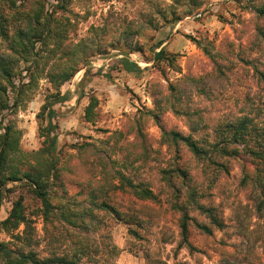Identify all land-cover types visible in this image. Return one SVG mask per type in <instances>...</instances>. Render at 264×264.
I'll return each mask as SVG.
<instances>
[{"label":"trees","instance_id":"16d2710c","mask_svg":"<svg viewBox=\"0 0 264 264\" xmlns=\"http://www.w3.org/2000/svg\"><path fill=\"white\" fill-rule=\"evenodd\" d=\"M54 1L0 0V213L7 202L12 203L0 222V264H115L120 250L111 237L112 222L127 225L134 239L143 240L151 223L143 208L134 206L160 202L144 178L154 153L148 135L151 125L160 129L161 145L173 155V165L162 172L161 183L172 195L171 208L179 214L181 246L195 250L190 242L193 226L208 236L225 229L211 204V193L198 181L213 183L220 175L230 176L233 163H240L238 185L249 193L257 216L264 221V62L252 58L259 44L253 42L250 52L226 54L207 38L189 36L209 59L210 72L184 75L166 90L158 83L151 85L154 108L138 110L126 130H103L106 138H91L64 152L56 121L68 100L63 86L83 69L81 85L87 78L111 79L104 68L93 72L92 63L112 50L123 57L111 61L110 70L121 66L128 73H140L131 55L149 52L151 61L167 63L181 73L176 54L164 47L155 54L163 43L149 46L150 34L169 25L173 30L185 18L201 14L206 0H128L136 6V17L112 12V20L91 26L80 39L81 19L89 16H82L77 8L91 0ZM248 4L257 20H264V0H248ZM257 29L264 39L260 23ZM239 67L252 77L234 80ZM42 81L49 84L37 116L43 144L38 151L25 152L24 132L9 117L27 110ZM250 82L257 86H249ZM99 104L96 96H90L86 123L99 121ZM168 113L182 120L187 130H169L164 123ZM105 153L119 159L112 161V182L97 183L105 176H93L89 165L104 173L100 159ZM185 156L194 167L184 162ZM72 185L79 189L75 194ZM19 192L12 201L11 196ZM28 199L39 206L32 207ZM125 200L133 205L124 206ZM35 217L43 219L42 251L40 240L35 239ZM13 241L19 246L11 247Z\"/></svg>","mask_w":264,"mask_h":264},{"label":"rangeland","instance_id":"374dc122","mask_svg":"<svg viewBox=\"0 0 264 264\" xmlns=\"http://www.w3.org/2000/svg\"><path fill=\"white\" fill-rule=\"evenodd\" d=\"M49 3H55L49 0ZM248 0H206L202 13L187 17L180 21L172 30L171 25L150 34L149 46L163 43L155 51L158 54L166 48L169 54H176V66L181 73L170 68L167 63L151 61L152 54L146 56L134 53L132 61L137 63L140 73H128L120 66L110 70L111 61L121 59L123 55L116 50L105 55L97 56L92 68H104L110 72L111 79H91L81 85L86 69L79 72L73 80L65 84L62 93L68 96L67 102L58 111L56 121L59 125L60 148L70 152L71 147L90 141L91 138L103 139L108 134L103 130H126L129 118L134 117L138 110L154 108V98L151 85L159 84L166 90L169 83L178 81L184 75L200 76L212 70L207 56L194 45L189 36L207 38L221 50L222 53L237 54L241 49L250 52L253 42L259 46L255 48L253 57L264 62V39L258 37L257 25L264 28V20H257L248 8ZM77 9L82 16L88 15L87 20L81 19L77 39L84 38L91 26H101L112 20V12L130 14L136 17V6L128 0H91L81 4ZM150 60V61H148ZM246 73L241 67L236 70L235 79H242ZM252 73H247L249 79ZM249 86H257L250 82ZM49 87L46 81L41 82V89L36 98L29 104L27 110L21 111L9 120H14L23 130L22 149L25 152L38 151L43 144L39 135L37 116L45 103V90ZM232 92L227 96H231ZM90 96H96L99 101V121L93 125L84 120L85 109L90 102ZM165 126L171 129L187 130L185 123L168 113L164 118ZM148 135L154 150L152 159L146 169L144 178L152 184L159 194L160 202L138 204L134 207L143 208V214L151 223V228L144 232L143 240H136L129 234L128 226L123 223L112 222L110 233L114 244L120 250L115 264H264V221L261 220L250 201L249 193L243 191L239 185L241 174L240 163L232 164L230 176L220 175L213 183H207L204 178L198 181L199 187H204L211 193V204L218 209L224 221L223 231H214L208 236L200 233L194 226L191 229L190 242L195 250L181 246L182 237L179 228V214L171 208L172 195L163 185L162 172L173 165V155L167 146L161 145V131L156 126H149ZM133 140V136L130 137ZM184 162L191 165L188 156ZM192 163L191 167H194ZM166 188V189H165ZM78 188L70 186L72 194ZM18 194L12 195L16 200ZM28 204L38 207L37 203L28 199ZM133 205L125 200L124 206ZM12 207L7 202L0 213V222L5 220ZM126 208V207H125ZM36 236L41 242L39 250H44L43 219L35 217ZM200 221H204L203 218ZM22 227L20 230L22 231ZM5 240L4 235L1 236Z\"/></svg>","mask_w":264,"mask_h":264},{"label":"clouds","instance_id":"9594fccd","mask_svg":"<svg viewBox=\"0 0 264 264\" xmlns=\"http://www.w3.org/2000/svg\"><path fill=\"white\" fill-rule=\"evenodd\" d=\"M79 10V9H77ZM91 67V65H89ZM93 72L96 71L95 68L92 69ZM109 156L111 157V159H109ZM45 159H49L48 157H45ZM119 156L118 155H112L111 153H105L104 156L101 157L100 162L103 163L105 165V172L104 173H100L97 170V167L95 165H89V168L91 170V173L93 176H98V175H104L105 176V180L104 181H97V183H111L112 182V177L109 175L110 173H112L114 171V166L112 164L113 160H118ZM21 237H25L24 233L20 234ZM35 239H38V236L35 237ZM23 242V240L21 241ZM19 245L16 243V241H13V244L11 245V247L16 248Z\"/></svg>","mask_w":264,"mask_h":264}]
</instances>
